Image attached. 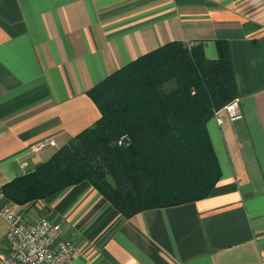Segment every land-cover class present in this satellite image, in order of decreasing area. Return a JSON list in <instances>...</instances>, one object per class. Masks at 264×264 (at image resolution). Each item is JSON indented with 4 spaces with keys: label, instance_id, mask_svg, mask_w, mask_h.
<instances>
[{
    "label": "crops",
    "instance_id": "crops-1",
    "mask_svg": "<svg viewBox=\"0 0 264 264\" xmlns=\"http://www.w3.org/2000/svg\"><path fill=\"white\" fill-rule=\"evenodd\" d=\"M218 40L242 118L207 123L222 174L209 197L125 218L88 181L25 206L4 195L95 125L89 92L111 76L172 42L216 60ZM12 205L61 224L79 250L72 264H262L264 0H0V258Z\"/></svg>",
    "mask_w": 264,
    "mask_h": 264
},
{
    "label": "trees",
    "instance_id": "trees-1",
    "mask_svg": "<svg viewBox=\"0 0 264 264\" xmlns=\"http://www.w3.org/2000/svg\"><path fill=\"white\" fill-rule=\"evenodd\" d=\"M216 44V60L172 42L111 76L136 83L132 103L103 107L89 92L102 117L4 195L25 206L88 181L125 218L209 197L222 174L207 123L237 98L228 44Z\"/></svg>",
    "mask_w": 264,
    "mask_h": 264
},
{
    "label": "built area",
    "instance_id": "built-area-1",
    "mask_svg": "<svg viewBox=\"0 0 264 264\" xmlns=\"http://www.w3.org/2000/svg\"><path fill=\"white\" fill-rule=\"evenodd\" d=\"M222 111L226 112L231 121L242 118L238 99L215 112L214 117L220 125L224 123ZM47 145L55 146V143L38 144L32 151L38 153ZM1 215L8 224V232L7 253L0 258V264H72L79 257L76 245L64 237L61 224L46 217L28 222L14 205L5 207ZM261 261L264 264V256Z\"/></svg>",
    "mask_w": 264,
    "mask_h": 264
},
{
    "label": "rangeland",
    "instance_id": "rangeland-1",
    "mask_svg": "<svg viewBox=\"0 0 264 264\" xmlns=\"http://www.w3.org/2000/svg\"><path fill=\"white\" fill-rule=\"evenodd\" d=\"M162 74L169 78L172 76V74L167 71H164ZM128 77L130 76H126V78ZM136 89L137 86L133 80H129L128 83H124L123 80L115 84L108 82L104 87H102L101 91H97L98 93L96 96L100 99L103 107L122 101L129 104L132 103L131 97L135 93Z\"/></svg>",
    "mask_w": 264,
    "mask_h": 264
}]
</instances>
